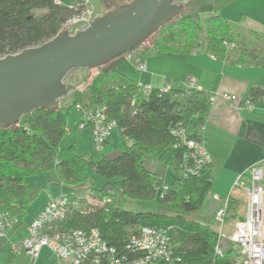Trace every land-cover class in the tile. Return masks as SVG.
Instances as JSON below:
<instances>
[{
  "label": "trees",
  "instance_id": "1",
  "mask_svg": "<svg viewBox=\"0 0 264 264\" xmlns=\"http://www.w3.org/2000/svg\"><path fill=\"white\" fill-rule=\"evenodd\" d=\"M74 1L0 0V57L39 45L60 33L63 22L72 15L69 4ZM236 38L223 15L213 12L200 19L186 12L154 31L152 45L135 55L143 61L146 55L205 50L231 63L259 56L264 65V55L257 49L256 55L246 44L238 46ZM230 44L234 46L231 49ZM137 81L115 66L99 68L87 84L74 85L70 96L62 99L56 109L33 110L17 123L0 128V209L17 219L26 216L27 206L42 189L38 183L25 182L27 176L53 170L62 183L78 185L88 179L86 170H91L104 180L99 186L93 182V195L97 200L107 197L109 201L92 205L74 194L82 207L75 208L63 223L66 228L97 227L102 238L122 250L129 235L140 228L164 227L173 251L171 263L164 264H238L233 247L220 256L215 253L217 230L201 220L184 217L196 213L206 201L212 183L211 166L208 163L199 173H188L185 164H191L189 158L186 160L189 150L174 130L184 125L190 137L202 139L196 130L211 104L209 95L186 85H168V90L151 88L143 95ZM81 90L89 98L83 104H104L108 118L116 121V128L127 141L114 156L95 151L78 155L71 144L60 145L68 131L69 110L79 102ZM263 95V89L252 87L243 97L254 102ZM77 119L78 115L75 126ZM148 154L174 170L171 185L144 167ZM121 198L152 200L165 210L125 209L119 203ZM229 199L231 213V195Z\"/></svg>",
  "mask_w": 264,
  "mask_h": 264
},
{
  "label": "built area",
  "instance_id": "2",
  "mask_svg": "<svg viewBox=\"0 0 264 264\" xmlns=\"http://www.w3.org/2000/svg\"><path fill=\"white\" fill-rule=\"evenodd\" d=\"M61 3V0H54ZM181 2L180 0H177ZM72 15L67 18L61 27V32L67 30L73 34L78 29H84L89 22L96 18L94 9L89 0H76L69 4ZM233 44L229 48H233ZM127 58L135 61V67L139 71H144L145 61H142L135 53L126 54ZM187 88L201 90L197 85V79L190 76L185 82ZM137 87L145 95L152 89L148 83L137 81ZM169 86L163 89L168 90ZM210 103L220 98L223 103L235 102L237 97L228 92H216L209 95ZM134 101L132 102V105ZM245 110L254 108L251 99H242L239 105ZM75 111L78 115L76 128L88 126L93 139L95 152H102L104 144L110 137L113 129L117 127L116 121L108 118L106 106L85 105L76 103ZM71 127H68L70 130ZM181 142L189 150L191 164H185L186 171L192 175L199 173L206 164L210 163L209 155L205 143L202 139L190 137L184 125L174 130ZM247 174L239 175L234 187L241 188L245 194L244 214L230 233L224 236L222 233L230 210H228L230 195H213V200L218 202L215 210L214 220L218 224L217 233L219 239L215 244V253L222 255L229 248L236 250V258L241 264H263L264 263V175L259 164H253L246 171ZM245 180L241 181L242 177ZM74 194L59 192L58 196L48 200L44 208L38 212L27 227V235L20 241V247L25 253L33 257L39 255V250L43 247L53 252L58 261L67 260L70 264H159L171 263L173 251L170 247V236L167 229L156 227H142L129 235L128 240L122 250L110 245L102 238L100 231L95 228H66L65 223L75 208L80 207L79 199ZM109 198L93 201L91 204H103ZM90 203V202H88ZM82 207V206H81ZM18 219L0 209V239L6 236Z\"/></svg>",
  "mask_w": 264,
  "mask_h": 264
},
{
  "label": "crops",
  "instance_id": "3",
  "mask_svg": "<svg viewBox=\"0 0 264 264\" xmlns=\"http://www.w3.org/2000/svg\"><path fill=\"white\" fill-rule=\"evenodd\" d=\"M246 6L247 9L245 8L243 11L242 20L248 19L249 38H247V40H249L250 43L238 42V46L246 44L250 46V51L251 49L255 51L257 49L264 55V0H246ZM94 13L96 17L97 15L99 17V12L96 13L94 10ZM237 54L238 52L234 51V55ZM234 55L232 56L233 58ZM160 56L161 58L159 61L162 62L166 58L169 59L172 68L174 67L172 62L175 61L176 69L178 70L180 68L181 70L182 68L183 73L176 74L172 69L158 72L156 71L158 65L152 63L151 68H149V61H145L146 69L143 73H137L134 78L143 83L146 82L150 84L153 89H156L171 85L168 84L169 81L170 83L178 82V78L175 77H183L186 82L187 79L192 76L197 79L198 87H201V90H203L206 95L225 91L237 97L236 101L232 103H223L220 98L213 101L208 110L201 115L202 124L200 128L196 130L211 156L209 166H211L210 170L212 177L210 191L206 196V201L200 208L203 211L202 216L200 215L198 218L203 221V223H208L213 229L217 230L218 224L214 220V215L219 203L213 200V195L218 194L219 196H225L231 193V199H233L231 213L230 217H227L222 230L223 233L225 232L224 229H227L226 231H229V234L233 227L240 222L245 212V194L241 188L234 187L239 175L246 172L253 164H259L263 169L264 175V95L258 97L253 102L254 108L251 110L247 111L239 106L244 98L243 96L247 94L250 88L259 87L264 90V65L258 59L259 56L254 58V56L251 55V60L245 59V62L231 63L225 58H216L205 50L186 54L178 53L174 56L173 54L166 53ZM148 69H151L150 74L146 73ZM69 96L70 93L67 97ZM89 136L92 141L90 130ZM111 141L110 136L107 147L111 144ZM71 145L74 147L73 144ZM91 152H89V154H91ZM117 152L118 151L111 155L114 156ZM148 170L164 179V177L161 174L159 175L153 168H149ZM46 174L50 182L57 184L55 187L59 185L61 188L65 185L71 187V184L67 185L58 180L57 174L53 170L47 171ZM243 179L245 180L244 176L241 178V181ZM59 192L51 195L48 200L58 196ZM48 200H45L37 211H33L25 221L23 220L26 216L7 230L6 236L0 239V249L8 245L11 249L12 247L16 248L15 245L18 244L17 250H23L20 247V241L27 235V227L30 222L38 212L44 208ZM27 208L28 213L29 207L27 206ZM199 210L196 212H200ZM43 249L45 248L39 250L40 253L39 256L36 257L35 264H55L53 260H49L45 255H43L45 257H41ZM65 262L66 263L62 262L60 264H70L67 260Z\"/></svg>",
  "mask_w": 264,
  "mask_h": 264
},
{
  "label": "water",
  "instance_id": "4",
  "mask_svg": "<svg viewBox=\"0 0 264 264\" xmlns=\"http://www.w3.org/2000/svg\"><path fill=\"white\" fill-rule=\"evenodd\" d=\"M186 13L177 0H131L96 17L73 34L67 30L39 45L0 57V128L33 110H54L73 90L72 69L97 68L138 44L166 22Z\"/></svg>",
  "mask_w": 264,
  "mask_h": 264
},
{
  "label": "rangeland",
  "instance_id": "5",
  "mask_svg": "<svg viewBox=\"0 0 264 264\" xmlns=\"http://www.w3.org/2000/svg\"><path fill=\"white\" fill-rule=\"evenodd\" d=\"M66 0H61V3ZM131 0H89L91 3V6L93 9L97 12H99V17H102L103 14H107L108 11L115 10L119 7V5L124 3H129ZM184 6L185 9H187L186 12H189L191 15H193L195 18H203L210 13H218L220 15H223L227 20L230 22V28L234 32V35L237 36L236 40L241 43L247 42L250 43L247 38H249V29H248V19L242 20V14L244 9H247L246 6V0H180ZM98 17V15H97ZM154 39V34L144 38L136 47L134 53L137 54L140 50H143L145 46H151L152 41ZM165 54H155V55H146L143 58V61H149V68H151L152 63L154 65H158V69L156 71H167V70H173V72L183 73V69L180 68L176 69V62L173 63V68L170 66L169 59H164V61H159L161 56ZM175 54H173L174 56ZM178 57V56H176ZM146 59V60H145ZM135 61H131L127 58L126 54H121L120 56L111 59L109 62L100 65L98 68H90V69H72L67 75H66V81L72 82L73 85L81 84L86 81V84L89 82V80L98 72L99 68H109L110 66H115L118 68L121 72H125L128 76H130L132 79L136 76L137 73H143V71H139L135 67ZM151 69H148L146 73H151ZM154 72V71H153ZM157 73V72H156ZM155 73V74H156ZM178 78V82L169 83L174 87H185V81L183 77H175ZM168 82V81H167ZM62 100V99H61ZM80 102H87L89 101V98L84 92V90H81L79 95ZM68 127H71L70 130H68L65 135L62 137V140L60 142L61 146H68L70 144H73L75 149L77 150L78 154L88 155L89 152L94 151L93 148V139L91 141V138L89 136V130L90 128L88 126L85 127H79V129L76 128L74 120L77 117L76 111L74 108H71L68 113ZM111 136V144L103 149L101 152L102 154L111 155L116 151H120L124 148L125 144H127V141L120 135V132L117 128L113 129V131L110 134ZM154 163V164H152ZM144 166L146 168H153L159 175L161 174L164 179L166 180L167 184L171 185L173 181V176L175 175L174 170L165 164H163L161 161L159 162L156 157H154L151 154H148L145 156L144 159ZM88 179L84 182H81V184L78 185H72L71 187L68 186H56L57 184H54L53 182H50L47 178V174L45 173H38L36 175L27 176L25 178V182L38 184L41 183L42 189L37 194V198L31 202V204L28 205L29 212L26 214V217L23 221L28 218L30 214H32L33 211H37L39 206L45 201L48 200V198L51 195H54L58 193L61 189V191H64L66 193H72L75 195H78L79 198H83L85 202L92 203L93 201H97L98 197L97 195H93L95 193L92 192V184L93 182L95 185L99 186L103 183V179L94 171L86 170ZM47 179V180H46ZM244 181V179H243ZM56 188V189H55ZM61 188V189H60ZM60 191V192H61ZM243 197V195H242ZM244 200V199H243ZM83 202V203H85ZM123 208L125 209H133L136 211H162L165 210L163 208H160L155 202L152 200L150 201H144V200H133L129 198H121L119 202ZM200 212L191 213V214H185L184 217L199 220L198 217L200 215L202 216V209L199 210ZM167 213H174L166 210ZM226 220V219H225ZM20 221L18 219L15 224H17ZM22 223V222H20ZM218 226V225H217ZM218 230V229H217ZM225 235H228L227 229H224ZM16 248L11 249V247L5 246V248L0 249V264H35V261L37 258L33 257L29 253L26 254L23 250H17L18 244L15 245ZM45 249L42 250L41 257H48L49 260H53V263L60 264L62 262L66 263V260L58 261L56 259V256L51 250H49L46 247H43ZM230 249V248H229ZM22 251V252H17ZM17 252V253H16ZM40 253V252H39ZM45 255V256H43ZM39 256V255H38ZM238 264H241L240 259L238 261ZM264 264V263H263Z\"/></svg>",
  "mask_w": 264,
  "mask_h": 264
}]
</instances>
